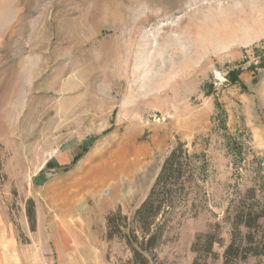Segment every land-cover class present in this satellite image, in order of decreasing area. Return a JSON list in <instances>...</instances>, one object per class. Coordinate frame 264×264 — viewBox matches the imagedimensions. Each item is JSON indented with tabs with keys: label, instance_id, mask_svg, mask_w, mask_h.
Here are the masks:
<instances>
[{
	"label": "rangeland",
	"instance_id": "obj_1",
	"mask_svg": "<svg viewBox=\"0 0 264 264\" xmlns=\"http://www.w3.org/2000/svg\"><path fill=\"white\" fill-rule=\"evenodd\" d=\"M180 142L195 185L153 264H193L205 232L221 264L238 211L264 209V0H0V237L24 264H121L107 216Z\"/></svg>",
	"mask_w": 264,
	"mask_h": 264
},
{
	"label": "trees",
	"instance_id": "obj_2",
	"mask_svg": "<svg viewBox=\"0 0 264 264\" xmlns=\"http://www.w3.org/2000/svg\"><path fill=\"white\" fill-rule=\"evenodd\" d=\"M82 153L77 154L76 162ZM194 166L184 144L180 142L165 158L159 175L144 201L131 214H125L120 208L107 216V239L118 238L125 243L130 256L121 264H153L155 249L162 243L169 222V211L180 204H188L194 187ZM168 211V212H167ZM32 224L35 214L28 208ZM264 209L254 205L240 210L232 222V237L226 245L221 264H240L250 257L264 256ZM221 239L211 232H205L196 238L193 250L197 253L193 264H214L216 253L214 244ZM203 257V258H202ZM212 257V261L208 260ZM202 258V260H201Z\"/></svg>",
	"mask_w": 264,
	"mask_h": 264
},
{
	"label": "crops",
	"instance_id": "obj_3",
	"mask_svg": "<svg viewBox=\"0 0 264 264\" xmlns=\"http://www.w3.org/2000/svg\"><path fill=\"white\" fill-rule=\"evenodd\" d=\"M36 264H45L44 259L38 253L31 257ZM0 264H24V246L17 239L0 237ZM25 264L28 262L25 260ZM99 264H106L101 262Z\"/></svg>",
	"mask_w": 264,
	"mask_h": 264
},
{
	"label": "bare ground",
	"instance_id": "obj_4",
	"mask_svg": "<svg viewBox=\"0 0 264 264\" xmlns=\"http://www.w3.org/2000/svg\"><path fill=\"white\" fill-rule=\"evenodd\" d=\"M111 171H113V170H111Z\"/></svg>",
	"mask_w": 264,
	"mask_h": 264
}]
</instances>
